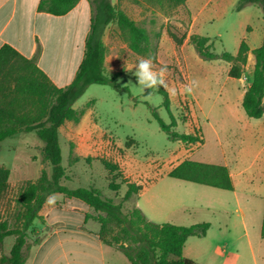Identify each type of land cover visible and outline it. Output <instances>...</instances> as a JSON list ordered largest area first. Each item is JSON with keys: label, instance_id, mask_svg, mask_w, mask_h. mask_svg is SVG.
Wrapping results in <instances>:
<instances>
[{"label": "rangeland", "instance_id": "rangeland-1", "mask_svg": "<svg viewBox=\"0 0 264 264\" xmlns=\"http://www.w3.org/2000/svg\"><path fill=\"white\" fill-rule=\"evenodd\" d=\"M100 1L92 0L94 9L99 6ZM108 1L149 31L152 46L156 51L154 60L156 69L164 64L168 67L165 79L169 83L167 92L170 110L165 106V98L160 93L161 87L144 90L139 87L134 74L137 58L148 57L139 56L130 49L115 23L108 25L103 35L107 46L106 58L112 59L110 64L116 60L119 65L117 72L107 71L109 74H120L117 83L121 89H115L110 85H91L75 103L74 108L78 111H91V116L102 133L97 137L100 141L90 151H77L79 144L74 136L77 124L72 122L64 124L60 138L62 165L71 178L66 186L71 189L93 187L104 198L123 203V210L128 213L137 207L136 195L126 202L123 199L128 190V182H136L144 187L146 181L150 180L149 174H164L185 160L223 163L225 157L230 162L239 158L238 165L231 162L232 167L249 168L264 141V130L257 119L246 115L238 97V89H242L241 84L236 80L227 81L230 64L222 60L202 59L192 44L182 53L179 50L183 70L169 58L170 55L174 59L177 58L173 52V43H170V54H159L162 38H170L175 42L173 36L183 39L189 33L191 11L188 6H176L166 0ZM208 1L193 0L191 8L195 10L204 7V15L208 14L207 18L199 20L198 30L202 35L211 37L212 51L236 55L243 40H249L252 46L261 44L264 24L263 12L259 7L250 6L244 12L238 13L236 7L232 5L235 0H228L221 13L213 14L220 0ZM238 1L236 0V3ZM251 31L253 34L250 36ZM256 35L259 38L257 41ZM238 41H241L240 44ZM185 72L189 76V83L181 81L173 86L171 80L181 77ZM205 76L208 79L205 80ZM193 81L196 82L193 91L186 92L185 86ZM171 89L175 90L174 94ZM154 113H157L166 124L172 123L173 115L177 120L174 131L181 134L196 132L201 142L188 146L170 140L168 134L162 131ZM20 136V139L11 137L0 144V165L11 171V188L2 201L0 215L3 220L9 221L11 226L16 222L17 198L23 185L36 181L43 172L48 177L52 175V167L45 159L43 148L39 145L41 141L36 134L21 133ZM34 156L36 160L32 159ZM107 163L117 165L119 169L113 171L107 169ZM257 168V165L249 168L246 175L258 173ZM112 182L119 185L117 191L111 190ZM255 189L264 194V180L261 183L257 182ZM225 193L228 194L229 205V210L225 213L199 209L197 213L191 215L190 211H185V216L193 218L198 214L200 222L182 224L176 216L167 220L180 225L167 223L183 227L205 223L211 225L207 236L189 238L183 253L184 258L190 257L198 264H223L226 258L217 256L216 252L222 251L227 243L226 239L245 241L249 238L264 242L261 235L264 198L250 200L248 203L246 191L243 185L238 183L237 193L242 202L240 210L234 193L229 191ZM141 201L143 202V198ZM76 204L88 208L78 199L75 201L64 196H56L54 205L47 204L49 207H57L48 214L46 223L40 220L35 222V226L41 228L40 236L50 237L57 226H79L82 212H70V208ZM43 211L42 214H45ZM179 214L183 215L181 211ZM14 241V237L6 239L4 253L9 252ZM123 258L127 264H131L126 257ZM231 263H234L233 257Z\"/></svg>", "mask_w": 264, "mask_h": 264}, {"label": "trees", "instance_id": "trees-1", "mask_svg": "<svg viewBox=\"0 0 264 264\" xmlns=\"http://www.w3.org/2000/svg\"><path fill=\"white\" fill-rule=\"evenodd\" d=\"M81 0H40L38 11L54 16H64L71 12ZM91 18V29L86 40L84 59L74 81L67 87H56L50 78L37 64L42 53L38 45L37 54L28 59L9 44L0 48V143L21 133H35L43 142L45 159L52 167V175L43 172L36 180L27 182L21 188L17 198L18 212L16 222L11 226L8 220L0 215V264H26L34 247L43 239L35 222L44 221L41 211L46 206L47 198L56 196L75 198L85 202L100 225L102 242L120 251L131 264H197L184 258L185 245L189 238H203L211 225L201 224L190 227L174 224H158L150 221L137 207L125 213L123 203H116L111 198H104L95 188L71 189L66 186L71 180L62 165L63 152L60 141V129L67 122L78 124L86 111H78L75 103L85 94L91 85H110L121 89L117 83L120 74H109L106 68L107 46L103 40L106 27L115 23L130 49L139 56L152 57L156 51L152 46L149 31L138 25L123 10L113 6L108 0H101L94 9ZM159 2L163 0H158ZM176 6L185 7L187 0H166ZM256 6L263 12L264 0H239L236 11ZM264 27V26H263ZM178 45L183 39L175 36ZM190 43L204 60H222L231 65L230 77L240 79L248 62L250 47L246 40L241 42L236 55L229 52L212 51L210 37L192 35ZM255 67L253 81L243 99V109L249 118L261 119L264 116V37L260 47L253 50ZM160 93L165 98V106L170 110L169 93L161 87ZM162 131L174 142L187 145L200 143L198 134H181L174 131L177 120L172 115V123L166 124L157 113H154ZM107 169H119L117 165L106 164ZM169 177L210 186L223 190H234V185L227 167L185 160L175 167ZM11 171L0 167V206L10 192ZM124 201L143 190V185L128 182ZM113 191L119 185L112 182ZM264 238V220L261 231ZM15 241L6 254L4 245L7 238ZM33 239V240H31Z\"/></svg>", "mask_w": 264, "mask_h": 264}, {"label": "crops", "instance_id": "crops-1", "mask_svg": "<svg viewBox=\"0 0 264 264\" xmlns=\"http://www.w3.org/2000/svg\"><path fill=\"white\" fill-rule=\"evenodd\" d=\"M227 1L220 0L213 14L221 13ZM39 2L40 0H0V48L4 44H9L24 57L32 59L36 56L38 45H40L42 53L37 62L39 68L45 72L56 87L64 88L74 81L84 59L86 40L91 29L93 8L89 0H81L67 15L54 16L39 12ZM191 4H193V0H187L186 5L191 11V25L189 33L184 38L183 43L177 45L170 38H162L159 46V54H170V43H173V52L177 58L174 59L171 55L169 58L173 62L175 61L181 70L184 69V66H182L181 60H179V50L182 53L187 49L191 44L190 39L192 35L204 36L198 30V22L203 17L207 18L208 15H204V7L194 10L191 8ZM232 5L236 7V0L232 2ZM245 9L238 13L244 12ZM252 34L253 31L250 32V36ZM206 37L210 36L208 35ZM263 37L261 36V44ZM257 40H259L258 35L255 36V41ZM240 42L238 41V44ZM247 43L251 51L248 55V62L242 77L235 79L229 75L227 80H236L241 84L242 89H238V97L242 103L253 81L256 63L253 50L261 46V44L252 46L249 40ZM166 46L168 47L167 50L165 49ZM111 61V58H106L105 65L107 70L117 72L119 63L115 60V62L110 64ZM230 69L231 65L228 68L229 72ZM206 79H208L207 76H205ZM171 81L173 82V86L179 84L181 81H187L189 83V76L185 72L181 77H176V79H172ZM91 115L90 110L86 111L81 122L77 124L75 129L76 134L74 136L79 144L77 151L88 152L100 141L97 140V137L101 135V129ZM257 120L259 121L258 123L263 125L264 130V116ZM62 129L63 127L60 129V138ZM20 137V134L14 136L15 139H20ZM39 145L41 148L44 147L42 141ZM12 149H15V147H12ZM32 159L36 160L37 158L34 156ZM194 162L227 167L234 185V190H223L169 177L168 174L181 164V162L164 174H149L150 180L146 181L143 190L137 197V207L143 211L150 221L158 224H166L167 222L175 223L174 221L167 220L176 216L182 224H189L192 222H200L201 219L197 216L198 214L193 217L194 219L186 217L185 211H190V215L191 213H197L199 209L225 213L229 210L227 203L228 194L225 191L234 193L236 204L242 210V202L237 193L238 183L243 185L248 203L250 200H262L264 198V194L255 189L256 183H261L264 180V141L249 167H256L257 165L258 173L254 175H246L249 168L241 169V167H232L231 162L238 165L239 158L230 162L225 157L223 163H216L215 161ZM151 177L154 178L151 179ZM142 198L143 202L141 201ZM72 199L76 201L75 198ZM56 207H49L46 203V206L43 208V213L45 212V214H42L41 211V216L44 215L43 219L45 223L48 214ZM87 207L83 208L81 204L80 206L76 204V206L70 208V212L72 213L75 211L82 212L79 226H57L53 235L42 238V243L33 248L35 252H31L26 264H127L126 259L123 258L124 255L120 251L102 242L100 238V225L93 218H87V215L94 213L88 205ZM180 211L183 215L179 214ZM175 224L178 225L179 223ZM38 231L41 234V228H38ZM226 242L222 251L216 252L217 256L226 258L223 264H232L231 257L234 258L233 264H264L263 241H253L248 238L245 241L239 239L228 241L226 239Z\"/></svg>", "mask_w": 264, "mask_h": 264}, {"label": "clouds", "instance_id": "clouds-1", "mask_svg": "<svg viewBox=\"0 0 264 264\" xmlns=\"http://www.w3.org/2000/svg\"><path fill=\"white\" fill-rule=\"evenodd\" d=\"M135 68L136 71L134 74L137 77L139 87L142 90L159 89L160 87H163L166 91L169 90V83L165 79V75L168 71V67L166 64L162 65L157 70L156 65L154 64V59L152 57H138ZM195 83L196 82L193 81L190 85L185 86V91L191 93L193 91V85H195ZM171 92L174 94L175 90L171 89ZM46 203L48 205H54L56 203V194H51L47 198Z\"/></svg>", "mask_w": 264, "mask_h": 264}]
</instances>
